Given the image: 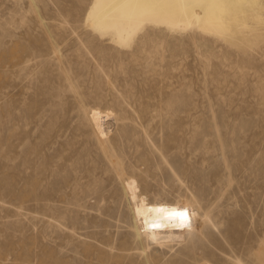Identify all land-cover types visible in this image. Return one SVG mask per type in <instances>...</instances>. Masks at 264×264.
I'll use <instances>...</instances> for the list:
<instances>
[{"label": "rangeland", "instance_id": "obj_1", "mask_svg": "<svg viewBox=\"0 0 264 264\" xmlns=\"http://www.w3.org/2000/svg\"><path fill=\"white\" fill-rule=\"evenodd\" d=\"M92 1L0 0V264H253L264 251V25H249L243 47L153 24L124 45L93 27ZM90 109L110 115L106 147L149 201L196 211L179 239L136 237ZM215 123L228 146L241 139L227 149L229 185Z\"/></svg>", "mask_w": 264, "mask_h": 264}, {"label": "bare ground", "instance_id": "obj_2", "mask_svg": "<svg viewBox=\"0 0 264 264\" xmlns=\"http://www.w3.org/2000/svg\"><path fill=\"white\" fill-rule=\"evenodd\" d=\"M92 2L93 4L88 17L93 27L98 31H109L113 33L117 42L124 45L128 44L142 27L148 26L149 24H153V26L160 25L164 28L166 26V28L168 27L174 30L196 25V29L212 35L222 36L226 39L225 42L228 41V43L240 42L239 40L241 38L243 40L246 36L242 33L249 31V25H255V27L264 25V21L259 17L260 14L258 15V12H256V9L258 10L257 7L260 6L257 0H94ZM249 36L251 41L254 35L252 33ZM260 36V32L255 34L256 38H260ZM242 43L241 45L243 47ZM174 113L176 115L178 112L175 110ZM109 116L108 113L102 112L99 109H90L88 123L93 130L99 147L104 153V157H106L112 167L113 173L121 184L122 194L132 213V222L136 237H142L147 244L156 246H163L170 240L179 239L190 227L191 219L198 216L196 211L192 210V214H190L188 208L179 203L151 202L141 193L137 182L131 177H126L121 158H119L115 150L113 152L111 150L112 148L108 149L106 147L107 140L109 139V130L106 127L110 120ZM214 130L216 132L215 136L223 160L224 170L226 171L224 177L227 180V185H229L228 180L231 171L227 149L233 148V150H236V145L241 143V139L239 142H235V140L231 146H228L221 134H219L217 123L214 124ZM123 133L122 135H124ZM64 184L65 180L60 184L61 186L58 192L64 189ZM67 188L70 194L66 197L65 204L75 205L77 202L76 189L74 185L68 186ZM50 190L49 192L54 193L52 188ZM80 190L84 197L91 195L90 187L86 190ZM45 198V196H42L40 200L45 201ZM102 200L103 197L100 201ZM96 203L98 204V202ZM52 208L54 209L55 206H52ZM38 214L41 218H45L47 215L45 210L39 211ZM260 243L263 246L264 242ZM253 261V264H264V251H261L257 255L255 254ZM236 264L242 263L236 260Z\"/></svg>", "mask_w": 264, "mask_h": 264}]
</instances>
